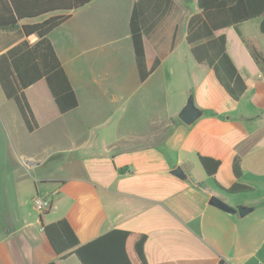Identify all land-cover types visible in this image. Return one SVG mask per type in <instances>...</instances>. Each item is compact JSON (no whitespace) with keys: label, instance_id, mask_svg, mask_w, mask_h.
<instances>
[{"label":"crops","instance_id":"crops-1","mask_svg":"<svg viewBox=\"0 0 264 264\" xmlns=\"http://www.w3.org/2000/svg\"><path fill=\"white\" fill-rule=\"evenodd\" d=\"M136 1L91 0L50 33L79 99L74 111L61 114L47 82L37 81L26 89L39 122L31 133L0 86V264H81L75 254L61 259L43 231L62 218L82 244L113 229L146 234L149 264H264V76L243 41L255 36L264 53L260 20L218 33L247 83L235 101L187 43L197 0H147V64L161 63L140 81L130 31ZM61 13L0 28V55L38 41L24 24ZM112 68H131L133 81L116 79ZM177 89L187 94L181 102ZM192 91L202 114L186 124L179 112ZM199 155L221 160L215 177ZM237 155L251 192L225 191L236 181ZM177 167L185 178L171 173ZM213 195L254 209L225 212L209 204ZM36 197L51 201L48 214L35 208Z\"/></svg>","mask_w":264,"mask_h":264},{"label":"trees","instance_id":"trees-1","mask_svg":"<svg viewBox=\"0 0 264 264\" xmlns=\"http://www.w3.org/2000/svg\"><path fill=\"white\" fill-rule=\"evenodd\" d=\"M90 1L0 0V28L4 29L15 27L25 19L63 12L42 21L24 24V35H37L38 41L34 44L22 41L0 55L1 89L8 100L16 103L31 133L38 130L39 122L27 98L26 89L37 81L44 79L47 82L61 114H68L79 107L78 96L49 35L70 17L69 12ZM167 2L171 3V0ZM146 3L147 0H137L130 19L131 38L141 82L147 80L161 63L157 59L152 67L147 64L144 44V36L149 31L146 28ZM197 7L200 12L189 18L186 35L193 57L199 65L209 67L228 95L239 101L247 91V83L228 52L227 35L218 33L255 19L260 20L259 29L264 33V0H197ZM249 48L264 76V53L255 46ZM199 161L211 177L216 176L222 165L221 160L211 156L199 155ZM233 173L236 181L225 189L226 192L247 193L254 190L252 186L240 181L243 169L239 155L234 158ZM43 231L61 259L75 254L81 264H149L145 251L148 236L144 233L113 229L82 244L66 218L43 224ZM47 264L58 263L52 261Z\"/></svg>","mask_w":264,"mask_h":264},{"label":"water","instance_id":"water-1","mask_svg":"<svg viewBox=\"0 0 264 264\" xmlns=\"http://www.w3.org/2000/svg\"><path fill=\"white\" fill-rule=\"evenodd\" d=\"M201 114V111L194 105V103L189 101L180 112L179 118L186 124H192L201 116ZM171 173L179 178H185V174L181 167H177L172 170ZM209 204L228 213H239L242 217L252 212L254 209L253 207L234 208L215 195L211 196Z\"/></svg>","mask_w":264,"mask_h":264},{"label":"rangeland","instance_id":"rangeland-1","mask_svg":"<svg viewBox=\"0 0 264 264\" xmlns=\"http://www.w3.org/2000/svg\"><path fill=\"white\" fill-rule=\"evenodd\" d=\"M255 25V22H252L251 23V26H254ZM237 29H238V26L236 27ZM258 32V31H257ZM244 40V42H245V44H246V46H247V48H248V50H249V54H250V56L252 57V54H251V50H250V48H249V46H255L256 47V45L259 43L258 41V38H256L255 36H250V37H248V38H243ZM256 43V44H255ZM257 48V47H256ZM258 49V48H257ZM253 58V57H252ZM253 60H254V58H253ZM255 61V60H254ZM256 63V62H255ZM107 70H109L110 68H106ZM113 69V71H114V74H115V78L116 79H118V77H119V79L122 81V82H124V81H126V82H130V81H133V77H131V68H120V72H118V70H119V68H112ZM179 82H182V83H184L185 82V79H182V76L181 77H179ZM177 94H176V96L174 97V99H177L178 98V102H181V101H183L185 98H186V96H187V94H182V96H180V89H177L176 91H175ZM191 93V94H190ZM189 94H188V97H187V100L185 101V104H183L184 105V107L186 106V104L189 102V101H192L193 103H194V105H195V101H194V98H195V94H193L194 92L192 91V92H190ZM180 99V100H179ZM111 111V108H109L108 106H97V112H99L100 114H108L109 112ZM179 114H180V112H179ZM92 123V122H91ZM104 128H107V127H102V129H104Z\"/></svg>","mask_w":264,"mask_h":264},{"label":"built area","instance_id":"built-area-1","mask_svg":"<svg viewBox=\"0 0 264 264\" xmlns=\"http://www.w3.org/2000/svg\"><path fill=\"white\" fill-rule=\"evenodd\" d=\"M51 205V201L48 199L40 197H36L34 199V206L41 214L48 212L51 208Z\"/></svg>","mask_w":264,"mask_h":264}]
</instances>
